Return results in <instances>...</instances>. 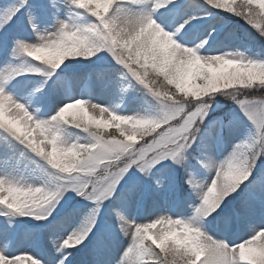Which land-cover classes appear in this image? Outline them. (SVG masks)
I'll return each instance as SVG.
<instances>
[{
	"label": "snow or ice",
	"instance_id": "1",
	"mask_svg": "<svg viewBox=\"0 0 264 264\" xmlns=\"http://www.w3.org/2000/svg\"><path fill=\"white\" fill-rule=\"evenodd\" d=\"M219 13L264 40V0L0 3V264H73L83 248L93 264H107L113 249L114 264H264V96L249 94L264 92V60L207 54L221 32L204 17ZM85 61L87 71L73 70ZM81 83L89 95L99 83L130 101L143 92L148 110L124 114L77 98L72 89ZM69 129V136L86 134L83 141L68 139ZM15 145L45 163L46 181L16 177L8 154ZM181 183L190 216L170 214L183 204ZM69 193L85 207H75ZM156 195L167 209L141 219ZM21 227L25 238L46 230L41 243L21 250ZM238 230L247 238L229 240Z\"/></svg>",
	"mask_w": 264,
	"mask_h": 264
},
{
	"label": "rangeland",
	"instance_id": "2",
	"mask_svg": "<svg viewBox=\"0 0 264 264\" xmlns=\"http://www.w3.org/2000/svg\"><path fill=\"white\" fill-rule=\"evenodd\" d=\"M3 0H0V3H2ZM67 12L66 10L62 13L61 18H66ZM207 19L209 24L215 25L216 28L220 29L221 32V38L214 50L210 53H207L209 55L217 54L218 51H225V52H242L247 57H251L253 59H262L264 60V57L253 50L252 45H249L244 40H242L237 35V28L234 24H231V17L227 13H219L218 15L214 17H204ZM75 22L80 23L83 21L82 17H73ZM207 25H205L206 27ZM7 58H11V50L9 49L7 53ZM5 59V56L3 54H0V63L3 62ZM13 63L16 65H19L21 63L20 59H13ZM105 67H108L107 64L104 65ZM90 66L88 65L87 61L84 62L83 65L76 66L73 70L78 72H85L88 70ZM26 75H36V73H25ZM116 75V73H114ZM78 89V90H77ZM72 94L76 96L77 98H84V99H91L93 102L103 105H108L110 107H116L118 109L122 110V113L124 114H135V113H141L143 114L145 110H148L147 105H142L139 98H142L143 92L136 93V96L138 99L136 101H130L128 97L125 96H116L113 95L110 89L105 88L102 84L97 83L92 89H91V95H89L88 91L83 88V83H81L79 86H76L72 89ZM264 96V95H262ZM60 99L59 96L55 97L53 100V103L57 102ZM228 102V101H227ZM225 100H221V104L225 110H228L227 106H231V103H227ZM35 107H39L34 105ZM230 107V108H231ZM229 108V109H230ZM41 113H43L45 110L43 107L40 108ZM150 111V110H149ZM109 132H114L115 129L111 128L108 130ZM68 132H75L74 129H69L66 131L65 135L70 140H76L79 139L83 141L85 138L84 133H80L78 136H69ZM238 138V135H231L227 137L226 144L223 147V150L219 152L218 156L219 158H222L224 155H226L232 147V144L236 141ZM139 142V141H138ZM5 146V140L2 136H0V156H2V150ZM16 147H13L9 151V156L13 159L14 157V151L16 150ZM195 156V154H194ZM15 160V159H13ZM193 163L195 162V159L193 158ZM23 169H19L16 166V172L15 175L18 179H22L24 181H27L29 183H35L37 185L43 183L48 179L47 176V166L45 163L38 157L33 156L31 153L27 152L26 155V162ZM259 163V161H258ZM179 166H177L178 168ZM178 175H182V169L179 170ZM207 179V177H205ZM189 192L188 186L186 184L181 183L177 188V194L183 200V204L180 207L178 211L172 212L170 214L173 215H180V216H190L192 214L191 207L189 206L192 202L191 199H185L187 197ZM69 196L72 197V200L76 201L75 207L83 209L85 207V202L81 201L80 197L75 196L74 193H69ZM72 206V201H69L68 204L65 205L64 209H61V215H64L65 212L68 210V208ZM168 205L165 203L164 199L160 195L154 196L152 199L148 201L146 204L143 212L141 213V219H147L151 216L157 215L167 209ZM3 209H0L2 211ZM5 217L0 216V221H3ZM22 220L28 222L32 226H37L43 223V221H36L32 217H23ZM256 221L259 222L260 217H255ZM15 220V218H13ZM10 227H16L15 224L10 225ZM160 226H158L159 229ZM156 231V230H154ZM210 231L212 233H215L216 235H222L217 228L214 226H210ZM41 232H46V230L37 229L36 234L25 238L23 227L19 229L18 234V242H19V248L21 250H27L36 247L38 244L41 243ZM242 234V236L238 235ZM247 238L243 231H235L228 234V239L231 241H234L236 243L241 242V238ZM50 243V238L49 241ZM127 241L126 239L123 240V244L126 245ZM122 245H118L120 247ZM118 257V251L116 249H113V251L106 256L107 264H114L115 259ZM73 264H93V256L90 253V251L87 248H83L81 251H75L74 255L72 257Z\"/></svg>",
	"mask_w": 264,
	"mask_h": 264
},
{
	"label": "trees",
	"instance_id": "3",
	"mask_svg": "<svg viewBox=\"0 0 264 264\" xmlns=\"http://www.w3.org/2000/svg\"><path fill=\"white\" fill-rule=\"evenodd\" d=\"M233 22L238 24L237 34L244 41L248 42L253 48L260 52L264 56V40H261L252 29L249 28L247 24H245L242 20H239L235 16H231ZM250 95L262 96L264 92L256 90L250 91ZM224 100L223 97L220 98V101ZM227 102V101H226ZM230 103V102H227ZM231 106H227L229 109Z\"/></svg>",
	"mask_w": 264,
	"mask_h": 264
},
{
	"label": "bare ground",
	"instance_id": "4",
	"mask_svg": "<svg viewBox=\"0 0 264 264\" xmlns=\"http://www.w3.org/2000/svg\"><path fill=\"white\" fill-rule=\"evenodd\" d=\"M116 110L122 113L121 109L116 108ZM14 147H16L17 149L14 151L13 159L15 160L12 159V161L16 172V166L21 170L24 168L25 164H27L25 163L27 152L24 151L19 145H15ZM239 236H242V234L239 233L238 237Z\"/></svg>",
	"mask_w": 264,
	"mask_h": 264
},
{
	"label": "clouds",
	"instance_id": "5",
	"mask_svg": "<svg viewBox=\"0 0 264 264\" xmlns=\"http://www.w3.org/2000/svg\"><path fill=\"white\" fill-rule=\"evenodd\" d=\"M220 2H222V3H226V2H227V0H220Z\"/></svg>",
	"mask_w": 264,
	"mask_h": 264
}]
</instances>
